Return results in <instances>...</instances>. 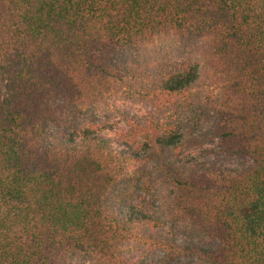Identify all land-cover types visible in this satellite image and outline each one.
I'll return each mask as SVG.
<instances>
[{"label":"trees","instance_id":"16d2710c","mask_svg":"<svg viewBox=\"0 0 264 264\" xmlns=\"http://www.w3.org/2000/svg\"><path fill=\"white\" fill-rule=\"evenodd\" d=\"M0 264H264V0H0Z\"/></svg>","mask_w":264,"mask_h":264},{"label":"rangeland","instance_id":"374dc122","mask_svg":"<svg viewBox=\"0 0 264 264\" xmlns=\"http://www.w3.org/2000/svg\"><path fill=\"white\" fill-rule=\"evenodd\" d=\"M111 103L113 106L117 107L118 109L123 110L124 112H127L129 119H131L132 121H135L138 118H142L143 116L147 114V109L143 107L142 105H135L132 103H123L115 99H112ZM113 126H114L115 132L127 130V126L121 117L114 119ZM113 133H110L109 131L103 132L102 137L111 139L114 137Z\"/></svg>","mask_w":264,"mask_h":264}]
</instances>
